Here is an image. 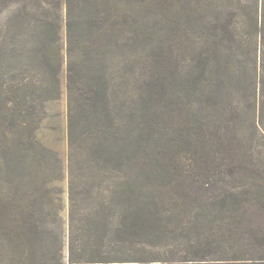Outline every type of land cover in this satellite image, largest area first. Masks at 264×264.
Listing matches in <instances>:
<instances>
[{"label": "rangeland", "instance_id": "374dc122", "mask_svg": "<svg viewBox=\"0 0 264 264\" xmlns=\"http://www.w3.org/2000/svg\"><path fill=\"white\" fill-rule=\"evenodd\" d=\"M150 2L97 0L91 7L95 28L76 31L90 47L73 54L72 67L66 7L55 11L59 53L46 47L32 53L22 35L17 49L2 48L3 38L15 32L11 26L23 2L0 5V197L8 202L4 211L25 218L35 213L40 226L63 232L68 240L71 226H79L83 215L95 219L97 212L107 221H130L135 212L152 206L153 198L163 197L169 209L180 206L184 191L196 192L191 191L193 182L209 176L232 185L242 174L264 178L259 172L263 169L238 170L242 158L264 165V36H254L248 17L242 18L246 28L239 42L221 48L214 45L221 38L212 27L215 23L206 26L204 37L198 30L181 36L171 17L149 19ZM138 25L145 33L139 44L130 34ZM155 41L158 49L152 51ZM56 55L62 63L59 70ZM30 56L37 57L35 63ZM201 59L203 70L197 75L195 65ZM155 61L163 62L157 78L167 104L154 129L147 131L140 93L154 78ZM58 71L59 92L52 78ZM71 76L72 90L81 89L83 96L70 94ZM88 87L94 95L86 96ZM31 122L34 130L28 128ZM218 186L210 194L219 193ZM6 217L0 214V228L11 224ZM194 217L187 216V221L195 222Z\"/></svg>", "mask_w": 264, "mask_h": 264}, {"label": "trees", "instance_id": "16d2710c", "mask_svg": "<svg viewBox=\"0 0 264 264\" xmlns=\"http://www.w3.org/2000/svg\"><path fill=\"white\" fill-rule=\"evenodd\" d=\"M21 2L23 6L14 15L16 25L11 26L15 32L8 36L9 39L3 38L2 48L10 46L13 50L17 49L21 45L22 35L27 36L24 44L32 45V53L45 47L59 53V14L55 11L59 12L63 7H66L68 19L69 65H72L73 54L77 50L83 52L90 47V41L76 35V31L95 28L93 18L96 15L91 7L97 0H0V5L6 6L8 3L15 6ZM245 2L151 0L153 5L148 14L149 19L151 16L171 17L181 28V36L187 30H198V35L204 37L203 32L208 29L206 26L215 23L212 27L221 38L214 45L231 48V44L239 42L237 38L246 28L241 24L244 21L242 18L248 17L253 35L264 36V0ZM144 19H147L146 15ZM224 21L227 23L224 24ZM186 23L190 24L185 26ZM200 23L207 24L202 27ZM41 30L43 35L39 33ZM141 30V25L137 29H130L132 41L137 44L144 41L145 33L143 31L142 34ZM138 37H142L140 41ZM155 43L150 48L152 51L158 49ZM29 60L36 62L37 57L30 56ZM51 60L52 57L47 63L44 59L47 64ZM54 61L59 70L62 63L58 55ZM155 62L154 78L140 93L142 126L147 131L154 129V121L162 115L160 110L167 104L164 85L157 78L162 73L160 68H163V62ZM195 70L197 75L202 73L203 59L196 62ZM52 78L55 90L59 92V71ZM72 79L71 76L70 94L76 91L79 97L83 96L81 89L72 90ZM88 88L86 96L94 95L95 91ZM38 92L32 95L36 96ZM57 92L51 96L54 97ZM87 101L90 107L94 106L92 99ZM29 116L35 121L36 113L31 111ZM34 124L29 123L28 128L34 130ZM240 154L246 155L243 148ZM238 162V170L242 173L262 169L259 172L264 173V165H257L245 158ZM210 177L193 182L191 191L198 190L184 191L179 197L180 206L172 209L167 208L166 201L159 196L160 199L153 198L152 206L135 212L130 221L124 218L120 220V217L114 222L107 221L105 215L97 212L94 213L95 219L91 214L83 215L79 226H71L68 240L65 233L40 226L35 213L25 218L4 211L8 202L0 197V209H3L0 214L7 216L11 223L0 228V264H264V178L254 179L242 174L232 185L225 179L211 181ZM151 181L159 188L158 179ZM219 184L222 185L218 188L219 193L210 194ZM192 214L195 215V222L190 223L187 216ZM74 217V213L71 214L73 220Z\"/></svg>", "mask_w": 264, "mask_h": 264}]
</instances>
